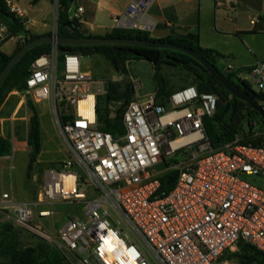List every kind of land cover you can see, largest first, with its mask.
Returning <instances> with one entry per match:
<instances>
[{
	"label": "built area",
	"instance_id": "2783aa9c",
	"mask_svg": "<svg viewBox=\"0 0 264 264\" xmlns=\"http://www.w3.org/2000/svg\"><path fill=\"white\" fill-rule=\"evenodd\" d=\"M155 2L131 0L116 28L150 30L142 18ZM5 3L24 20L18 0ZM9 39L0 23V47ZM51 45L31 64L27 90L14 93L25 104L48 103L68 157L45 172L37 201L0 192V213L10 210L14 227L53 245L71 264H223L240 242L264 253V145L237 136L213 148L204 118L215 115L216 94L190 86L161 106L157 95L136 99L123 114L124 133L114 136L99 128L101 81L83 70L82 55L60 56ZM254 80L264 93V62ZM59 202L82 204L84 217H70L60 229L48 225Z\"/></svg>",
	"mask_w": 264,
	"mask_h": 264
},
{
	"label": "trees",
	"instance_id": "16d2710c",
	"mask_svg": "<svg viewBox=\"0 0 264 264\" xmlns=\"http://www.w3.org/2000/svg\"><path fill=\"white\" fill-rule=\"evenodd\" d=\"M41 0H32L31 4L36 5ZM74 0H57L58 18H57V34L61 38H91V37H106V38H128L142 39L161 43H174L179 46L189 47L194 49L198 54L203 56L209 62L214 64L216 68L230 82L238 86L241 90L249 95L264 100V93L254 90L252 84L245 79L237 76V73L223 71L217 65V55L213 50L202 48L195 40L194 36L189 38L179 39H154L147 31L137 29H121L116 28L104 36L87 34L80 29V25L76 19L69 17L68 11ZM71 2V3H70ZM0 23L8 26L10 38L19 37L16 52L25 45V43L34 40L40 36L30 33L26 29L25 21L16 17L11 13L6 6L5 0H0ZM50 35V34H49ZM47 36V35H46ZM51 44H42L30 50L21 61L12 69L7 79L5 80L0 91V107L6 101L7 97L14 91L24 92L27 90V78L33 61L51 51ZM60 56L65 53L79 54L83 57L102 56L108 64H110L119 73H128V64L132 61H147L154 65L155 81L158 87V95L169 97L170 93L166 89V81L162 75L161 69L163 65L178 67L191 71L195 76L197 88L200 93L218 94L220 99L217 105V111L213 117L204 118V127L206 135L214 149H219L227 144L232 143L236 137L242 135L241 142L247 145L263 146L264 145V130L261 133L253 129L252 121L246 122L247 130L243 129L244 120L255 113L259 118V122L264 121L260 114L253 110L242 100L228 93L216 79L208 73V71L194 58L186 53L162 48L141 47L133 45H103V46H87V45H58ZM15 52V53H16ZM14 53V54H15ZM13 54V55H14ZM12 55V56H13ZM12 56L6 55L0 50V74L4 67L8 64ZM107 93L102 95L105 97V102H111L121 99H126L128 106L134 98L135 89L129 88L125 93H121L115 87H106ZM227 97H224V95ZM229 98V99H227ZM99 97L98 119L99 128L104 132L113 134L114 136L124 133L122 124L123 114L125 109L120 112L115 119L103 118L101 115V107ZM30 111V116L27 125L28 147H29V164L28 176L32 171L37 157L39 156L43 146V132L40 122V114L36 104L31 100H27L26 104ZM245 109L249 110L245 114ZM247 116V117H246ZM12 144L8 139L0 135V157L11 155ZM163 183L166 184V178H163ZM172 186L165 187L169 190ZM241 253H231L239 258L238 264H264V253L257 250L253 246L240 242ZM227 252L222 260L226 257ZM0 257L3 261L0 264H71L60 251L53 249L49 243L42 242L36 246H23L19 242L18 234L13 231L12 226L7 225L0 229Z\"/></svg>",
	"mask_w": 264,
	"mask_h": 264
},
{
	"label": "crops",
	"instance_id": "0c3cea01",
	"mask_svg": "<svg viewBox=\"0 0 264 264\" xmlns=\"http://www.w3.org/2000/svg\"><path fill=\"white\" fill-rule=\"evenodd\" d=\"M22 1L24 0H18L19 4ZM31 1L26 0L28 7H23L26 11L24 18L26 29L38 36L54 34L55 29L57 31L58 14L55 16V12L58 11L57 0H41L36 5L31 4ZM130 2L131 0H74L68 14L71 19L78 21L80 29L85 33L104 36L116 29L115 18L126 10ZM20 6L22 5L20 4ZM78 8H82V12H79ZM142 19L152 25L151 29L147 31L152 38L179 39L194 36L202 48L215 52L219 68L226 72L237 73L238 77L250 83L255 82L254 69L259 63L264 62V0H156ZM253 21L255 23H252ZM12 39H15V47L12 52L7 53L3 50L6 42L0 47V50L8 56H12L16 52L20 40L19 37H13L9 40ZM133 62L135 61L130 62L128 67ZM150 64L153 66L152 69L155 74L154 65ZM165 66L173 68V70H170L173 72L179 69L178 67L163 65L161 72H163ZM229 66L232 67L230 70L227 69ZM169 72L166 74L163 72L162 75L170 96L177 91L195 86L187 83L174 89L168 88V80L165 76ZM94 78L100 81L98 76H94ZM101 83L107 93L105 83L102 81ZM11 94L20 97V102L12 111L13 115L11 117H6L4 112L8 99L0 107V135L10 141L12 133H14L15 142L20 145L13 146L11 143L12 151L15 153L19 150L27 154L28 118L17 117V115L21 108L26 114H28V111L24 98L14 92ZM151 95L159 97L158 93L155 92L138 93L136 99L145 100ZM170 96H163L166 102ZM20 120H24L26 126L23 139H19V136L16 135L15 123L18 122L19 127ZM7 122H10L11 127H13L9 137L4 132ZM21 147H23V150L19 149ZM6 158L8 156L0 157V161ZM0 169L1 180L4 178L3 173L7 170V167L0 166ZM0 192H8L13 196L12 192L5 190L4 185L0 186Z\"/></svg>",
	"mask_w": 264,
	"mask_h": 264
},
{
	"label": "rangeland",
	"instance_id": "374dc122",
	"mask_svg": "<svg viewBox=\"0 0 264 264\" xmlns=\"http://www.w3.org/2000/svg\"><path fill=\"white\" fill-rule=\"evenodd\" d=\"M22 7L27 8L26 0L20 3ZM58 11L55 12V16H57ZM56 22V20H55ZM51 23V21H50ZM56 32V29H55ZM3 50L7 53L13 51L15 47V39L9 40L5 43ZM82 66L85 71L90 72L94 76H98L100 81L104 82L106 87H115L121 93H125L127 89L134 88L136 98L137 94H146L155 92L158 93L156 82L154 79V70L153 66L146 61H135L128 67V73L122 74L115 70L110 64H108L102 56H94V57H83ZM173 70L171 67H164L163 72L165 74ZM162 72V73H163ZM166 79L168 80V88H177L179 86L186 85L187 83L191 85L197 86V82L195 76L191 71L186 69H178L175 72L170 71L167 74ZM255 91L258 92V87L255 82H251ZM218 97V101L220 96L216 94ZM224 95V94H223ZM224 97H227L224 95ZM100 107H101V115L103 118L115 119L116 116L125 109L126 99L111 101L106 103L105 97L101 96ZM8 99V100H7ZM7 103L5 104L4 112L6 117H11L13 114L12 111L16 108V106L20 102V97L17 95L11 94L7 98ZM229 99V98H227ZM40 114V122L43 132V146L42 150L37 157V161L30 172V176H28V164H29V147L28 152L22 153L19 150L14 153L11 152V155L6 159H2L0 162L1 167H7V170L3 173L4 178L0 180V186L4 185L5 190L12 192L13 197L17 201L26 202V201H37L39 199V195L43 190L44 186V176L45 172L50 168H57L60 166L61 162L66 160L68 157V153L66 150L65 143L59 133L58 128L55 126L54 118L52 112L48 106V103H40L36 104ZM168 107V104H165V108ZM249 110L245 109V114H247ZM249 116L243 121V129L247 130L246 122L252 121L253 129L261 133L264 130L263 124L259 122V118L255 113ZM30 116V111L28 114L24 113L21 108L17 117L28 118ZM22 123V124H21ZM24 120H20V126L18 127V122L15 123L16 126V135L19 136V139H23L25 124ZM12 124L7 122L5 124L4 132L9 137ZM18 127V128H17ZM21 136V137H20ZM242 137V135H239ZM12 138H10V142ZM19 143H15V145ZM20 145V144H19ZM23 150V147L19 148ZM12 156V157H11ZM1 171V169H0ZM1 176V173H0ZM255 178H250L251 182H254ZM53 210L56 212L54 218L52 220H48L47 224L52 226L54 223V227L56 229H60L64 223L70 217H84V206L82 204H72L59 202L52 206ZM3 213H0V229L3 227L10 225L14 232L18 234L19 242L23 246H36L41 243V241L33 236L28 235L24 231L14 227L12 222L6 215H10V210H4ZM6 214V215H5ZM53 249H56L53 245L50 244ZM231 253H241L240 247H236L233 251L228 253L226 257L223 259V264H238L239 258L233 256ZM0 261H3V258L0 257ZM256 264V263H252Z\"/></svg>",
	"mask_w": 264,
	"mask_h": 264
},
{
	"label": "water",
	"instance_id": "95a60500",
	"mask_svg": "<svg viewBox=\"0 0 264 264\" xmlns=\"http://www.w3.org/2000/svg\"><path fill=\"white\" fill-rule=\"evenodd\" d=\"M71 3V2H70ZM42 44H57V45H87V46H103V45H133L141 47L171 49L186 53L199 62L210 73L216 81L231 95L242 100L249 105L253 110L260 114L264 121V100L255 98L241 90L238 86L230 82L214 64L209 62L203 56L198 54L194 49L184 46H179L174 43L153 42L142 39L128 38H106V37H91V38H61L57 32L47 36H40L34 40L25 43L10 59L0 74V91L12 69L21 61V59L32 49ZM165 99L163 96L157 98V104L163 105ZM174 182V177L169 178L167 185Z\"/></svg>",
	"mask_w": 264,
	"mask_h": 264
}]
</instances>
